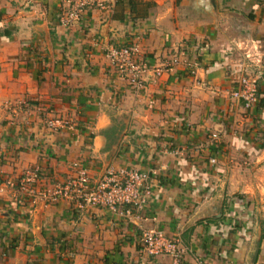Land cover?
Here are the masks:
<instances>
[{"label": "crops", "instance_id": "0c3cea01", "mask_svg": "<svg viewBox=\"0 0 264 264\" xmlns=\"http://www.w3.org/2000/svg\"><path fill=\"white\" fill-rule=\"evenodd\" d=\"M100 1L64 29L59 0H0V185L36 166L51 186L77 163L92 180L150 172V197L120 216L21 203L4 187L0 264H137L143 229L177 237L184 264H264V0H145L153 7L134 20ZM97 41L136 45L148 66L139 91L116 78ZM250 42L260 77L257 103L244 110L228 92L234 44ZM171 56L194 63V74L177 64L153 78ZM45 110L70 127L49 131Z\"/></svg>", "mask_w": 264, "mask_h": 264}, {"label": "built area", "instance_id": "2783aa9c", "mask_svg": "<svg viewBox=\"0 0 264 264\" xmlns=\"http://www.w3.org/2000/svg\"><path fill=\"white\" fill-rule=\"evenodd\" d=\"M14 1V0H1ZM24 6H29L31 0H23ZM56 23L64 29L77 26L81 17L91 9L104 8L100 0H59ZM102 56L118 80L124 81L133 91L143 87V75L148 70L145 61L139 58L135 44L112 46L96 42ZM237 50V78L235 85L228 92V96L237 100L244 110H248L257 103L256 81L260 77V58L254 43L234 44ZM181 65L188 75H193L196 69L194 63L179 60L171 56L168 63L152 70V77L168 73L173 66ZM252 70V72H248ZM45 110L44 126L49 131L70 125L59 116L48 117ZM216 133L209 134L213 141ZM213 160H210L212 163ZM72 173L61 182L45 186L41 170L32 166L24 168L15 180L5 179L0 185L14 190L17 199L23 203L41 205L55 204L59 201L71 203L76 210L90 207H102L109 213L129 216L131 212L143 209L150 197V172L137 170L107 171L96 180L89 178L85 170L77 163L71 164ZM12 190V191H13ZM145 257L137 264H184L185 250L177 237L167 238L158 229H143L136 239ZM196 264H207L199 259Z\"/></svg>", "mask_w": 264, "mask_h": 264}, {"label": "trees", "instance_id": "16d2710c", "mask_svg": "<svg viewBox=\"0 0 264 264\" xmlns=\"http://www.w3.org/2000/svg\"><path fill=\"white\" fill-rule=\"evenodd\" d=\"M151 7H153V3L145 0H115L113 6L115 14L112 17L121 18L122 13H126L130 20L142 19ZM258 103L260 106H264V98L259 99Z\"/></svg>", "mask_w": 264, "mask_h": 264}]
</instances>
